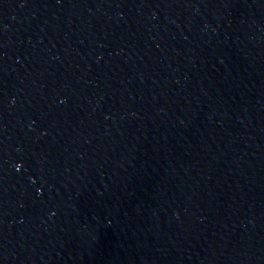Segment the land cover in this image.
Listing matches in <instances>:
<instances>
[{
  "label": "water",
  "instance_id": "95a60500",
  "mask_svg": "<svg viewBox=\"0 0 264 264\" xmlns=\"http://www.w3.org/2000/svg\"><path fill=\"white\" fill-rule=\"evenodd\" d=\"M0 264H264V0H0Z\"/></svg>",
  "mask_w": 264,
  "mask_h": 264
}]
</instances>
